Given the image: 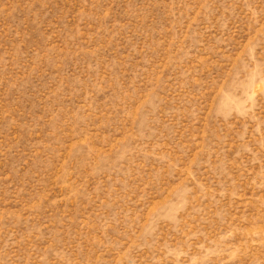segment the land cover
I'll return each mask as SVG.
<instances>
[{
	"label": "rangeland",
	"instance_id": "374dc122",
	"mask_svg": "<svg viewBox=\"0 0 264 264\" xmlns=\"http://www.w3.org/2000/svg\"><path fill=\"white\" fill-rule=\"evenodd\" d=\"M0 264H264V0H0Z\"/></svg>",
	"mask_w": 264,
	"mask_h": 264
}]
</instances>
